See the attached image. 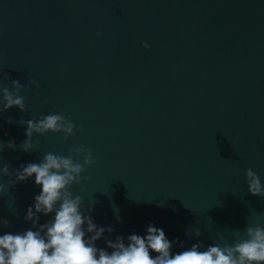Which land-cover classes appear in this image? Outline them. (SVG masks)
<instances>
[{
  "label": "water",
  "instance_id": "obj_1",
  "mask_svg": "<svg viewBox=\"0 0 264 264\" xmlns=\"http://www.w3.org/2000/svg\"><path fill=\"white\" fill-rule=\"evenodd\" d=\"M0 55L4 74L40 84L21 93L27 112L0 113V167L14 173L47 152L92 149L91 180L72 192L114 229L97 248L110 253L107 240L127 243L151 224L173 255L198 242L203 251L264 214L246 183L248 168L264 183V0H0ZM53 112L83 131L36 134L34 150H21L20 121ZM10 178L0 173V221L9 222L0 235L39 230L25 216L42 186ZM38 215L42 225L55 213ZM190 228L201 235L189 238Z\"/></svg>",
  "mask_w": 264,
  "mask_h": 264
},
{
  "label": "clouds",
  "instance_id": "obj_2",
  "mask_svg": "<svg viewBox=\"0 0 264 264\" xmlns=\"http://www.w3.org/2000/svg\"><path fill=\"white\" fill-rule=\"evenodd\" d=\"M96 35L99 37L103 33L97 32ZM143 46L150 47L147 42ZM9 80L11 88L3 83ZM33 85L40 87L34 79L22 84L0 69V113L13 107L27 112L26 97L21 93L31 92ZM13 122L12 118H8V123ZM20 123L27 125V139L19 145L25 152L34 150L33 137L36 134L45 136L48 133H62L67 140L75 135L77 127L83 131V125L77 126L63 113L53 112L41 115L38 119L21 120ZM4 147V143L0 142V152ZM7 147L13 151L17 149L14 140L9 141ZM96 163L92 149L80 145L72 147L68 156L47 152L40 163L21 164L14 173L9 172L10 165L0 167L3 175L14 176V179L7 181V186L27 182L33 176L36 185L42 186L40 194L35 196L34 208L29 207L25 216V220L31 221L33 227L39 230L0 235V264H264V224L260 223L264 220V214H257L256 223L248 225L243 235L232 233L236 236L234 242L229 243L221 235L225 240L223 245L208 246L203 251V243L198 242L173 255V241L167 239L162 228L151 224L147 226L146 236L129 235L127 243L123 236H117L115 242L107 240L108 248L112 249L110 253L97 248L96 241L106 231L111 233L114 229L111 226H98L90 214L92 208L84 209V198L81 195L74 196L72 192L74 185H80L84 179L91 180V176L85 177L83 174ZM246 183L252 195L264 198V183L252 168L246 170ZM5 191L6 184L0 183V196ZM38 213H55V216L41 225ZM0 224L9 226L6 220L0 221ZM193 231L196 237L201 235L199 228H190L186 235L191 238ZM89 233L92 235L87 238ZM151 252L157 253L155 258Z\"/></svg>",
  "mask_w": 264,
  "mask_h": 264
}]
</instances>
